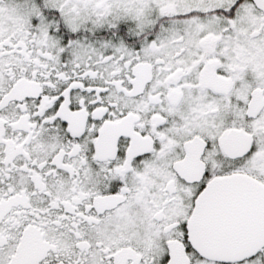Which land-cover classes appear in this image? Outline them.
Returning a JSON list of instances; mask_svg holds the SVG:
<instances>
[{"label":"snow or ice","instance_id":"snow-or-ice-1","mask_svg":"<svg viewBox=\"0 0 264 264\" xmlns=\"http://www.w3.org/2000/svg\"><path fill=\"white\" fill-rule=\"evenodd\" d=\"M0 264H264V0H0Z\"/></svg>","mask_w":264,"mask_h":264}]
</instances>
